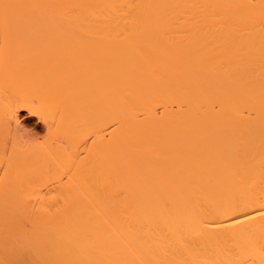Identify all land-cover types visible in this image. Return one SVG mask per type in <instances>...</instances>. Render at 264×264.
Wrapping results in <instances>:
<instances>
[{
    "label": "bare ground",
    "instance_id": "1",
    "mask_svg": "<svg viewBox=\"0 0 264 264\" xmlns=\"http://www.w3.org/2000/svg\"><path fill=\"white\" fill-rule=\"evenodd\" d=\"M0 264H264V0H0Z\"/></svg>",
    "mask_w": 264,
    "mask_h": 264
},
{
    "label": "rangeland",
    "instance_id": "2",
    "mask_svg": "<svg viewBox=\"0 0 264 264\" xmlns=\"http://www.w3.org/2000/svg\"><path fill=\"white\" fill-rule=\"evenodd\" d=\"M25 114V112H24ZM27 116V115H26ZM24 123L27 124V126L31 127L32 129L34 128L37 131H42V125L41 123L37 120L36 116H27L24 118Z\"/></svg>",
    "mask_w": 264,
    "mask_h": 264
}]
</instances>
